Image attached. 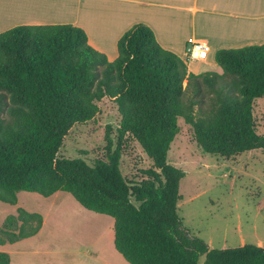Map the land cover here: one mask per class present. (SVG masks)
Returning <instances> with one entry per match:
<instances>
[{"label": "trees", "instance_id": "obj_1", "mask_svg": "<svg viewBox=\"0 0 264 264\" xmlns=\"http://www.w3.org/2000/svg\"><path fill=\"white\" fill-rule=\"evenodd\" d=\"M118 56L93 47L73 24L18 25L0 33V200L21 190L67 191L85 208L114 218L116 249L130 264H264V247L211 248L179 213L186 172L168 160L178 119L204 153L230 157L264 148L254 101L264 97V43L216 51L222 73L196 74L137 23L118 40ZM208 91L207 99L204 91ZM111 98L121 116L115 148L93 165L59 155L69 130ZM110 129V126H109ZM133 135L152 159L146 176L122 173L123 140ZM43 215L19 207L0 225V244L37 234ZM0 264L11 256L0 251Z\"/></svg>", "mask_w": 264, "mask_h": 264}, {"label": "rangeland", "instance_id": "obj_2", "mask_svg": "<svg viewBox=\"0 0 264 264\" xmlns=\"http://www.w3.org/2000/svg\"><path fill=\"white\" fill-rule=\"evenodd\" d=\"M203 93L208 99V91ZM98 106L95 117L69 130L60 156L81 157L93 165L99 157L105 156L108 130L113 138L112 148L116 147L121 121L118 106L108 97L100 100ZM254 117L258 132L264 134V97L255 99ZM178 125L179 132L168 151V160L186 172L180 182L179 213L187 226L208 241L210 236L220 237L219 232L227 228L228 223L233 228L240 222L248 238H253L250 223H255L264 237V210L257 208L263 203L258 201H264V149L230 157L204 153L193 138L192 126L184 118L178 119ZM123 147V175L130 181L145 177L146 170L154 164L139 141L128 133ZM19 207L42 214L44 223L39 235L7 245L20 246L17 249L24 251L23 255H13V264H104L103 261H117L113 254L129 264L115 247L114 218L86 209L71 193L60 190L45 197L21 190L15 204L0 200V225ZM249 216L253 221L246 223ZM89 249L93 254H101L103 259L99 262L86 257ZM204 260L202 256L200 264Z\"/></svg>", "mask_w": 264, "mask_h": 264}, {"label": "crops", "instance_id": "obj_3", "mask_svg": "<svg viewBox=\"0 0 264 264\" xmlns=\"http://www.w3.org/2000/svg\"><path fill=\"white\" fill-rule=\"evenodd\" d=\"M137 23L151 27L157 41L185 59L190 71L222 73L215 60L217 50L264 43V0H0V33L18 25L73 24L84 28L89 43L109 60L117 58L118 40ZM195 41L210 46L200 59L189 58L188 44ZM259 202L263 203L257 205L258 210H264V201ZM246 219V223L253 221L250 216ZM228 224L219 232L220 237H209L211 248L245 244L264 247V237L255 223H250L253 238L245 234L243 222L233 228ZM13 244H0V251L10 254L11 264L14 254L24 253L17 249L20 246H7ZM85 256L99 262L103 259L90 249ZM113 257L116 262L103 261L104 264H125L119 255Z\"/></svg>", "mask_w": 264, "mask_h": 264}, {"label": "built area", "instance_id": "obj_4", "mask_svg": "<svg viewBox=\"0 0 264 264\" xmlns=\"http://www.w3.org/2000/svg\"><path fill=\"white\" fill-rule=\"evenodd\" d=\"M189 58L200 59L210 51V46L206 43L195 41L188 44Z\"/></svg>", "mask_w": 264, "mask_h": 264}]
</instances>
